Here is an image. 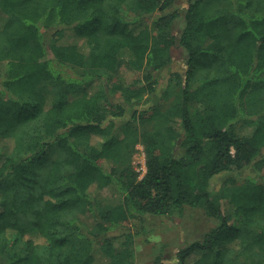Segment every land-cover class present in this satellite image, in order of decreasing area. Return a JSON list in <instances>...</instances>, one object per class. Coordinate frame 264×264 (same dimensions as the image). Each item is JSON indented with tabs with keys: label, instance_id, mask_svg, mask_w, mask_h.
I'll use <instances>...</instances> for the list:
<instances>
[{
	"label": "trees",
	"instance_id": "trees-1",
	"mask_svg": "<svg viewBox=\"0 0 264 264\" xmlns=\"http://www.w3.org/2000/svg\"><path fill=\"white\" fill-rule=\"evenodd\" d=\"M186 3L0 0V264H137L186 207L217 225L154 264H264V0Z\"/></svg>",
	"mask_w": 264,
	"mask_h": 264
},
{
	"label": "rangeland",
	"instance_id": "rangeland-1",
	"mask_svg": "<svg viewBox=\"0 0 264 264\" xmlns=\"http://www.w3.org/2000/svg\"><path fill=\"white\" fill-rule=\"evenodd\" d=\"M177 2L182 15L175 27V34L179 36L184 25V14L187 3L186 0H177ZM185 58V50L183 48H177L174 51L172 64L163 71L164 76L169 78L175 71L185 72ZM135 74L127 65H122L117 72L119 77H133ZM158 98L157 93L150 94L136 108L141 109L154 104ZM168 103L167 101H162L163 106H167ZM126 119H117V124L122 123ZM133 164L141 176H143L146 170V156L144 147L141 144L137 145V152L134 156ZM216 225L217 221L209 217L203 209L186 207L182 213L174 216L148 217L144 225H130V228L125 229V232L134 234L137 264H154L157 255H163L165 262H175L176 253L181 248L187 246L192 241L202 239ZM118 232L115 231L111 235L119 234ZM28 238H33L38 242L43 241L41 237L32 233L28 234ZM116 246H118V242Z\"/></svg>",
	"mask_w": 264,
	"mask_h": 264
}]
</instances>
